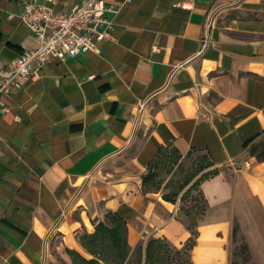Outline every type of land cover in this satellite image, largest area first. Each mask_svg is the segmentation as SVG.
Masks as SVG:
<instances>
[{"label": "crops", "instance_id": "crops-1", "mask_svg": "<svg viewBox=\"0 0 264 264\" xmlns=\"http://www.w3.org/2000/svg\"><path fill=\"white\" fill-rule=\"evenodd\" d=\"M23 1L0 0V72L39 45L15 16ZM110 2L99 52L52 58L0 97V264L90 257L108 213L129 250L150 239L184 250L193 216L190 264H230L235 225L264 264V0ZM193 155L208 166L174 199L170 177L146 188L150 169Z\"/></svg>", "mask_w": 264, "mask_h": 264}, {"label": "built area", "instance_id": "built-area-1", "mask_svg": "<svg viewBox=\"0 0 264 264\" xmlns=\"http://www.w3.org/2000/svg\"><path fill=\"white\" fill-rule=\"evenodd\" d=\"M51 3L52 0L21 3L15 16L38 38L39 45L22 50L12 66L0 72V97L19 89L23 80L36 77L37 70L52 58L63 60L80 52H99L95 37L107 36L112 29L108 14L115 12L116 6L110 0H80L67 12L54 9Z\"/></svg>", "mask_w": 264, "mask_h": 264}, {"label": "rangeland", "instance_id": "rangeland-1", "mask_svg": "<svg viewBox=\"0 0 264 264\" xmlns=\"http://www.w3.org/2000/svg\"><path fill=\"white\" fill-rule=\"evenodd\" d=\"M169 160V159H168ZM166 161L167 164L165 166H161L159 168H155V172L151 171L153 175L150 177V179L145 183L146 188L148 189H154L155 187L160 186V184L164 181L166 177H170V181L173 182L171 185L173 186V189H170L169 192L165 195L169 196V198L176 197V195L181 191V189L188 184L196 175L198 172L202 171L204 167L208 166V162L204 157H201L199 155H193L189 156L184 162H182L180 165L176 166V159L170 158L169 161ZM164 164V163H163ZM157 169V170H156ZM193 199L198 200V203H202V201L199 199L198 196L193 197L189 196L183 200V203L185 206H191V204H194ZM191 200V201H190ZM190 201V202H189ZM191 203V204H190ZM196 216V214L194 215ZM242 239V236L239 233H236L235 241H233V244L231 246L230 252H231V260L234 259L237 264H248L244 263L241 259L240 255H235L233 257L232 252H238L239 250V244ZM161 241V246H163L162 250H166V257L164 258L165 261L163 264H190L188 262V259L183 254H173L174 250H170L168 244L164 240ZM106 241L98 238L94 242L89 241L87 238L86 241V251L91 255L90 257H86L85 255L80 254L79 252H76L79 254L81 258H84L85 260L90 259H96L101 263L105 264H117V258L114 256V251L109 250V248H106L105 245ZM140 245V244H138ZM137 246V245H136ZM135 246V247H136ZM130 249V248H129ZM135 249V248H134ZM129 250V259H133V261H136V257L134 255L136 250ZM184 249V247H183ZM132 252V253H130ZM140 253V252H139ZM137 253V254H139ZM143 253V251H142ZM143 258V255H142ZM231 263V262H230ZM47 264H64L62 259L59 257V255L56 254L53 261L48 262ZM72 264V263H71ZM73 264H85L84 261H82L80 258L75 259ZM133 264V263H129ZM143 264V263H142ZM157 264V263H156Z\"/></svg>", "mask_w": 264, "mask_h": 264}, {"label": "trees", "instance_id": "trees-1", "mask_svg": "<svg viewBox=\"0 0 264 264\" xmlns=\"http://www.w3.org/2000/svg\"><path fill=\"white\" fill-rule=\"evenodd\" d=\"M247 143V142H246ZM153 175L151 171H148L144 176L142 181L144 184L150 179V177ZM163 197L165 199H174V198H169V196L163 194ZM188 197V193H184L181 197V200H185V198ZM194 204H191V208L195 209L194 212L197 214H202L204 210V203H198V200L193 199ZM188 216L191 215V213L186 212ZM108 217L113 221L112 226L107 227L105 226L102 222H99L96 224L95 231L92 235L87 236L89 241L94 242L96 239L100 238L104 241H106L105 245L107 246L106 248H109V250L114 251V256L117 258V264H163L165 261L166 257V250H162L163 246H161V241L159 239H150L147 241L145 250L142 253V247L141 245H137L134 250H136L137 253L134 251L136 261H133V259H129V246L126 242V237H125V227L124 223L121 220H117V218L113 217L111 213L107 214ZM195 225V217L191 216L190 217V229H191V236L188 238L187 242L184 244V250H176L173 252V254H183L187 257L188 259V251L191 249V247L195 243V238H196V231L194 229ZM236 230L237 226L235 225L232 230V239L235 241L236 237ZM243 239V237H242ZM241 239V240H242ZM239 250L238 252H232L233 257L235 255H240L241 259L244 263L248 264H254L251 262V255L250 251L248 250V246L245 243L244 239L240 241L239 244ZM71 257H72V264L74 263L75 259L80 258L82 261L85 262V264H105L101 263L96 259H90V260H85L84 258H81L78 253L75 251H69ZM132 253V252H131ZM143 255V258H142ZM230 264H237V262L232 259Z\"/></svg>", "mask_w": 264, "mask_h": 264}]
</instances>
